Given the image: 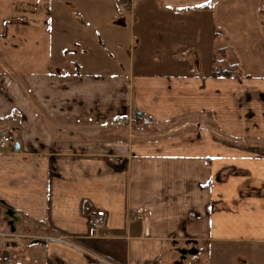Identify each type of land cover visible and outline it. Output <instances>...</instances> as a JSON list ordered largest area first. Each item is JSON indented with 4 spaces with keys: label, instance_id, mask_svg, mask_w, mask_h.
I'll use <instances>...</instances> for the list:
<instances>
[{
    "label": "crops",
    "instance_id": "0c3cea01",
    "mask_svg": "<svg viewBox=\"0 0 264 264\" xmlns=\"http://www.w3.org/2000/svg\"><path fill=\"white\" fill-rule=\"evenodd\" d=\"M1 133L0 264H264V0H0Z\"/></svg>",
    "mask_w": 264,
    "mask_h": 264
},
{
    "label": "built area",
    "instance_id": "2783aa9c",
    "mask_svg": "<svg viewBox=\"0 0 264 264\" xmlns=\"http://www.w3.org/2000/svg\"><path fill=\"white\" fill-rule=\"evenodd\" d=\"M134 120H137V124ZM115 124L119 127H129L130 129H133L134 126H136V131L138 132H144L147 127H149L152 122L149 118L146 117H137L133 116L131 118H118L115 119ZM136 124V125H135ZM11 137L7 135L6 133H1V140L0 145L1 146H10L13 148V145L11 143ZM136 221H143L140 217L136 216L134 217ZM105 222V214L102 211L96 212V214L91 219V228L93 230H97L101 228L104 225Z\"/></svg>",
    "mask_w": 264,
    "mask_h": 264
},
{
    "label": "trees",
    "instance_id": "16d2710c",
    "mask_svg": "<svg viewBox=\"0 0 264 264\" xmlns=\"http://www.w3.org/2000/svg\"><path fill=\"white\" fill-rule=\"evenodd\" d=\"M234 67L235 66L229 67L228 69H224V70L220 69L218 72L214 73L213 75L214 76H223V77H226V78L233 77V76H235ZM134 121L136 122L137 120H134Z\"/></svg>",
    "mask_w": 264,
    "mask_h": 264
},
{
    "label": "rangeland",
    "instance_id": "374dc122",
    "mask_svg": "<svg viewBox=\"0 0 264 264\" xmlns=\"http://www.w3.org/2000/svg\"><path fill=\"white\" fill-rule=\"evenodd\" d=\"M208 63H210V60L208 59ZM210 65V64H209ZM7 230V226L4 222L3 219L0 220V231H6Z\"/></svg>",
    "mask_w": 264,
    "mask_h": 264
},
{
    "label": "water",
    "instance_id": "95a60500",
    "mask_svg": "<svg viewBox=\"0 0 264 264\" xmlns=\"http://www.w3.org/2000/svg\"><path fill=\"white\" fill-rule=\"evenodd\" d=\"M9 215L11 216V213Z\"/></svg>",
    "mask_w": 264,
    "mask_h": 264
}]
</instances>
